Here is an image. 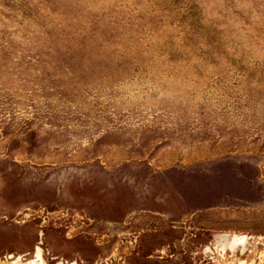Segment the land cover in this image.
<instances>
[{
  "label": "rangeland",
  "instance_id": "374dc122",
  "mask_svg": "<svg viewBox=\"0 0 264 264\" xmlns=\"http://www.w3.org/2000/svg\"><path fill=\"white\" fill-rule=\"evenodd\" d=\"M0 264H264V0H0Z\"/></svg>",
  "mask_w": 264,
  "mask_h": 264
}]
</instances>
